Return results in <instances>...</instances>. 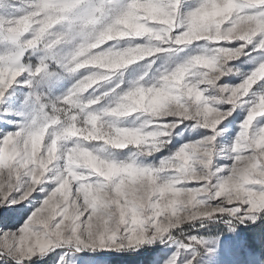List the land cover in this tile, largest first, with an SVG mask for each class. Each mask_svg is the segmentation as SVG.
Segmentation results:
<instances>
[{
  "label": "snow or ice",
  "instance_id": "6c2138e0",
  "mask_svg": "<svg viewBox=\"0 0 264 264\" xmlns=\"http://www.w3.org/2000/svg\"><path fill=\"white\" fill-rule=\"evenodd\" d=\"M224 3L225 0H30L21 8V0H0V122L5 128L13 126V130H3L0 135V260L5 264H24L26 260L34 264L60 248L57 264H74L77 253L136 251L156 240L165 242L167 234L166 239L176 243L177 249L163 264H229L227 254L242 248L243 242L226 244L222 236L235 232L240 225H253L264 234V184L256 182L264 173V142L260 139L264 126L254 127L256 118L264 115L248 120L249 110L264 96V84L257 85L264 79L254 84L257 90L251 92V98L253 86L247 94L242 93L245 82L264 64V0H233L230 12L215 14V9L223 8ZM203 18L206 19L199 34L186 40L185 34L192 32ZM101 31L104 35L115 32L116 38L98 39ZM121 38H137L128 39L127 44L133 46L127 47L141 45L149 50L138 61L166 54L170 63L157 70L163 80L152 78L155 82L151 83L145 80L146 75H141L139 83L131 81L122 93L117 92L121 81L98 95L101 82L109 81L117 70L125 68L106 69L89 61L108 49H122L118 48ZM109 41L117 43L106 46V50L101 48ZM199 41L217 44L192 48L185 57H178L179 62L171 61L172 56ZM231 42L238 43L227 46ZM250 45L251 52L258 55L248 62L258 66L245 73L231 62L249 56ZM56 49L66 51L62 55ZM37 52L43 55L33 63ZM205 60L214 63L216 70L203 67L201 62ZM197 68L207 73L198 83L190 79V70ZM96 73L105 79L93 82ZM175 73H182L183 79L170 87L167 81ZM61 74L73 80L63 94L48 97L37 91L45 85L56 87ZM228 74L243 79L238 85H223L221 81ZM201 86H218L223 92L221 102L206 96L208 88L202 90ZM141 90L167 94L163 111L169 114L148 115L144 130L153 131L148 126L155 123L157 131L167 133L161 137L164 144L160 149L175 137H183L185 142L173 154L162 158L158 165L146 164L144 160L132 165L116 151L126 148L113 149L120 156L114 161L111 176L93 168L77 167L71 161L66 164L69 148L80 145L95 151L97 145L104 144L103 140L85 139L86 130L91 128L90 121L97 118L116 119L104 112L116 105H95L109 97L115 100L124 93ZM89 100L94 102L88 103ZM244 105L246 118L238 125V134L227 149L226 159L231 163L218 165L215 157L223 150H217V138L227 133L225 122L237 107ZM41 122H51V126L42 144L36 145L39 156L48 151L53 128L64 129L65 134L80 129L84 134L61 141L60 162L53 160L34 173L40 160L37 156V164L32 163L30 145ZM200 129L209 131L201 133ZM245 162L251 170L245 185L248 191L236 193L233 177L240 174ZM180 167L194 169L195 174L177 180ZM126 168L140 173L139 189L123 175ZM228 184L233 185V193L227 192ZM177 189L187 190L189 195L209 189L213 198L197 195L204 203L191 208L188 215L181 214L175 222H164L163 215L168 213L161 210L171 202ZM36 194L42 196L33 205ZM183 195L184 192L177 193ZM17 216L27 219L19 229L12 230L8 225ZM210 222L219 228L217 234L175 240V230L184 233L182 225H190L191 231ZM34 249L36 254L32 255Z\"/></svg>",
  "mask_w": 264,
  "mask_h": 264
},
{
  "label": "clouds",
  "instance_id": "9594fccd",
  "mask_svg": "<svg viewBox=\"0 0 264 264\" xmlns=\"http://www.w3.org/2000/svg\"><path fill=\"white\" fill-rule=\"evenodd\" d=\"M233 8V0H225L224 7L215 9V14H227ZM206 18L198 20L192 32L185 34V39L190 41L192 38L196 37L204 24ZM124 27H128L125 25ZM247 27V26H246ZM98 39H114L116 38V33H109L104 35L101 31L97 34ZM162 39V37H161ZM149 54V50L144 46L137 45L135 48L125 47L122 49H108L104 53L98 54V57L89 62L97 63L99 66L106 69L115 68H126L127 66L136 63L138 60L143 59L145 55ZM217 62H220L217 60ZM154 63V62H153ZM165 63H170L169 60H165ZM203 67L209 69V71H215V64L205 60L201 62ZM144 75H147L148 70L151 69V64L144 66ZM230 71V70H229ZM190 74L193 76V81L200 82L207 73H202L198 68L195 70H190ZM139 76V79H142ZM87 79V78H86ZM105 79V77L100 74H94V81H99ZM139 79L136 78L132 81L139 83ZM154 80H163L162 77H153ZM183 79L182 73H175L169 77L167 85L174 87L179 84ZM264 79V64L258 67L252 74L251 77L245 82L246 87L243 88L242 93L247 94V92L252 88V86L258 81ZM147 83V82H146ZM163 86V85H162ZM143 87V86H141ZM155 87V84H153ZM239 94H237L238 96ZM217 103L221 102L223 98L222 90L214 91V94L210 96ZM168 96L166 93H161L159 95L151 92L150 90L141 91H131L130 93H124L121 96L115 98V108L105 109L104 112L107 115L115 116L116 119H95L90 121L91 128L87 131L85 139H95L103 140V145H97L96 150L93 151L90 148L82 147L80 145H75L68 149V161H71L77 167H89L93 168L106 176H111L114 174V161L119 158L120 154L114 152L113 149H124L129 145L133 146L126 156L123 157L124 161H130L132 165H136L140 158L146 154H151L152 152L159 151L160 147L164 144L161 139L163 135H167L165 132L153 130L145 131V126L148 123L147 120H143L138 126H121L119 117L121 115H130L133 112H139L148 115H167L169 113L163 111V104L167 100ZM99 99V97L97 98ZM231 99V96L229 97ZM94 101L89 100L88 103H93ZM257 115H264V96L258 98L257 102L249 110L248 120L251 121ZM140 117H137L139 120ZM89 121L86 120V123ZM136 125V121L132 122ZM51 122H41L36 134L31 139V152H32V163L37 164V156L39 153L36 152V145L42 144L43 138L49 135V127ZM84 133L80 129H74L71 134H65L64 129L53 128L51 135V144L48 151L44 153L43 156H39L40 164L39 167H34L33 172L39 171V168L46 166L47 163H51L53 160H59V143L61 141L67 142L71 135ZM261 142H264V128L261 129ZM249 145L245 144V147ZM123 162V161H122ZM171 167L172 165H168ZM180 176L177 180L187 179L191 175L195 174V170L189 171L187 167L177 168ZM250 169L247 168V162L245 166L240 169V174L233 177L236 182V193H242L248 191L245 188L247 179L250 174ZM123 175L128 177V183L133 184L137 189L140 188V184L137 182V178L140 173L132 170L131 168H126ZM145 184L148 183V177L144 178ZM257 183L264 184V173L260 174V178L256 181ZM178 192H184L183 196H177ZM227 192L233 193V185L228 184ZM210 190L205 189L202 193L189 195L187 190L177 189L172 193V200L170 203L164 205L162 208V213H168L163 215L164 222H175L177 218L183 215H188L191 208L196 207L204 203V201L197 199V195H202L207 197V199H212V195L209 194ZM27 194V193H26ZM220 193H216L219 195ZM150 199V197H149ZM36 254L34 249L32 255ZM44 254V253H41Z\"/></svg>",
  "mask_w": 264,
  "mask_h": 264
},
{
  "label": "rangeland",
  "instance_id": "374dc122",
  "mask_svg": "<svg viewBox=\"0 0 264 264\" xmlns=\"http://www.w3.org/2000/svg\"><path fill=\"white\" fill-rule=\"evenodd\" d=\"M30 2V0H21V8H24L26 3ZM128 39H137V38H121L118 43V48H123L127 46H133L127 44ZM117 43L114 41L106 42L105 46H101V48L106 50V46H111L112 44ZM238 42H231L227 46L234 47ZM217 42L214 41H199L194 42L192 46L186 49L184 52H180L177 56H172L171 61L179 62V58H183L186 56L188 52L192 50V48L198 46H215ZM55 51H60L63 55L66 49H56ZM250 55L249 56H241L239 59H235L231 62L232 66L241 69L243 72L248 73L253 70L257 64H253L248 62L252 56H257V52H251V45L248 49ZM43 52H37L35 56L32 57V62L35 63L37 57L42 56ZM160 57V58H157ZM155 60L153 64L152 61ZM165 60H169V57L166 54H156L154 57L145 58L142 61H137L136 63L127 66L125 69L117 70L116 74L113 75L109 81H102V87L97 88L96 94H101L104 91L110 90L112 87H115L117 82H121V87L117 89V92L122 93L130 87V82L141 75H144V66L151 64V69L148 70L147 75L145 76L146 81H150L154 83L155 81L152 79L154 76L158 78V69L162 70L165 65ZM123 72V76H120V73ZM190 79L193 80V76H190ZM242 76L237 74H228L223 77L221 83L223 85H238ZM72 78H66L63 74H61V78L56 81L57 86L54 88H49L47 85L43 86L41 89H38V92L45 93L48 97L59 96L63 94L72 84ZM143 83V81H142ZM264 84V81H258L257 85ZM257 85H253V89L250 90L249 98H251V92L253 90H257ZM145 86H150L149 84H145ZM203 88L207 87L208 91L205 93L206 96H211L214 94V91L218 90V86H201ZM27 89H25L26 91ZM92 90H89V93ZM88 95L87 93L85 94ZM86 102V101H85ZM110 103H114V98L109 97L105 100H102L98 105H95L96 108H102L107 106ZM220 107H228L227 105H220ZM246 108L247 105L237 107L233 112L232 116L225 122V126L228 131L226 134L221 135L217 138V150H223L221 155L215 157V162L218 165H227L231 163V160L226 159L227 149L234 142V137L238 134L239 128L238 125L242 122L244 118H246ZM148 114L142 113H133L128 117L119 118L121 122V126H138L140 123L146 119ZM136 117H140L139 120ZM154 121L159 118H153ZM136 121V125H133L132 122ZM259 121V124H257ZM264 126V117H257L254 121V127ZM150 130H156L155 123L148 126ZM3 130H13L12 125H5L0 122V135H2ZM254 129H250V132ZM209 130L200 129L201 133H207ZM187 135V134H186ZM47 139V137H46ZM183 137H175L171 143L167 145L166 148H162L155 153L148 155L146 158L141 157L140 160H144L146 164L158 165L159 161L174 153L183 143ZM131 150H133V146H129L124 150H116L121 153L122 157L126 156ZM59 155V152H58ZM60 160L55 161L54 163H59ZM51 179V177H50ZM45 187H51V184H45ZM42 194H36V200L33 201V205H35L40 199ZM33 205H27V207L31 208ZM27 219V216H17L14 218L10 224L9 228L12 230L19 229L22 224ZM259 223V222H258ZM190 225H182L181 228L184 229L183 235H181L180 230L177 229L174 231V237L176 241L184 240L185 237L189 235H197L199 236H212L217 234L219 228L215 223H207L206 227H193L191 231H188ZM172 231V230H170ZM167 234H165V242L161 243L160 240H156L152 245L145 244L143 247L139 248L136 251H126L121 253H113L115 251H97V252H87V253H77L74 257V264H81V258H83V264H163V261L167 259L174 251L177 249V244L172 240L166 239ZM222 240L225 241L226 244H229L234 241H242V248H234L231 252H229L226 256L229 264H264V234L261 233L260 229L256 228L253 225H249L247 228L244 225H240L235 232L226 233L221 237ZM187 242V241H186ZM61 249L57 248L55 251H51L50 254L45 255L43 260H36L34 264H57V260L61 253ZM191 251V250H189ZM100 252V253H98ZM183 253L184 250L181 249ZM0 264H5L4 260H0ZM8 264H13L12 261H8ZM24 264H31L30 261H24Z\"/></svg>",
  "mask_w": 264,
  "mask_h": 264
},
{
  "label": "water",
  "instance_id": "95a60500",
  "mask_svg": "<svg viewBox=\"0 0 264 264\" xmlns=\"http://www.w3.org/2000/svg\"><path fill=\"white\" fill-rule=\"evenodd\" d=\"M98 253H100V252H98ZM113 253H121V252H113Z\"/></svg>",
  "mask_w": 264,
  "mask_h": 264
}]
</instances>
